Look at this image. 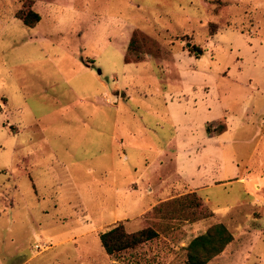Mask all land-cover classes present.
<instances>
[{"label":"rangeland","instance_id":"rangeland-1","mask_svg":"<svg viewBox=\"0 0 264 264\" xmlns=\"http://www.w3.org/2000/svg\"><path fill=\"white\" fill-rule=\"evenodd\" d=\"M34 1L0 0V264H184L215 223L232 240L206 264H264V0H36L27 27ZM133 31L143 59L124 63ZM65 46L108 83L95 115L46 74ZM173 135L222 186L153 204L148 174ZM29 136L24 170L10 161ZM225 167L242 175L210 181ZM117 223L156 236L110 256L99 233Z\"/></svg>","mask_w":264,"mask_h":264},{"label":"crops","instance_id":"crops-1","mask_svg":"<svg viewBox=\"0 0 264 264\" xmlns=\"http://www.w3.org/2000/svg\"><path fill=\"white\" fill-rule=\"evenodd\" d=\"M33 8L36 12H38L36 10V0L33 3ZM38 14L40 15V20H41L42 18L41 14L39 12ZM57 18L58 17H54V20H53L54 24L57 21L56 20ZM33 39L35 40V38ZM60 42L61 41L51 40L49 44L55 45V44H59ZM61 43L66 44V41L61 42ZM36 56L37 55L32 54L33 58H35ZM45 56L47 57L48 60L51 59L50 62L53 63L52 69L50 68L47 71L48 72L52 71V73L53 72L55 73L54 75L55 79L58 82V84L59 83L61 84L62 91H68L69 93L73 94L78 101L83 102L87 105V110L89 112V113L87 112L88 114L92 113L95 115L97 114L100 107L105 108L103 104V97H104L105 90L108 87V83L102 77L101 69H100V73H98L97 71L93 69L91 64L90 65L84 64L82 62L81 56L78 57V56L73 55L68 50V48H66V46L64 48L58 47L56 52L45 54ZM55 57L59 60L57 65L53 62ZM67 57H69L70 59H73V61L66 62ZM45 72H46V69H44L43 73ZM46 74L50 75V72ZM111 74H113V72ZM50 83L52 82L50 81ZM52 85L53 84H48L49 87H52ZM45 92L46 90L44 88H41L38 94L41 95L42 93H45ZM56 101H57L56 103L57 107L64 108L63 102H58V100ZM165 105L166 107L169 106L168 104H165ZM102 114L104 115V113ZM33 136L27 137L26 143H22V144L20 143L19 147H21V149L20 148L18 149L19 158L17 159V163L13 164L14 161L11 160L10 164L12 162V165L16 166L17 168H21L22 166L24 170H27V167H31V164L27 161V158L30 154H32V151H29L28 149L24 150V148L26 147L28 142L32 141V139L33 140L35 139V137ZM180 138H181L180 135H173L170 138V140L166 143V148L160 149V155L158 153L157 155L165 157V158L161 160L160 162L161 165H159L157 169L153 170L150 176L148 174V196L150 195L153 196L154 199L151 202L153 204L164 202L165 200H168L169 198L175 196L176 193L173 190H176L177 192L179 191V189L183 190L182 188H184L187 191L197 192V193H200L201 191H203L206 194L209 189L222 186L221 183L215 184L214 182L212 183L207 182V180L203 178V175L205 176V173L207 171L202 173L199 167L195 163H193V160L195 159V155L198 149L196 150L194 149L191 152L189 148H185L183 138H181L182 142ZM42 140L46 141L44 138ZM174 142L176 144H173ZM167 148H169L170 150H167ZM12 149L14 150V147ZM49 150L52 151L51 149ZM46 154L47 153H44V154L42 153L41 155L43 156ZM12 155H14V153H12ZM12 155L10 156L11 159H12ZM113 156H114V153L112 155V151H111L110 157L113 158ZM185 156L192 157V161H190V165H188L187 168H184L183 165H180L179 157H183L184 159ZM49 160L50 162H48V164L50 165L46 164V168L48 166L50 167V169H52L51 166L54 164L60 165V167H58L59 169L65 168V171L68 168L66 167L67 166L66 163H63V162L60 163V161L57 158L56 159L49 158ZM236 169L234 171L233 168L225 167L223 171H219L220 176L219 175L211 176L210 181H213L215 177H217V181H218V177L227 180L232 175H235V173L238 174L240 172L239 170H236ZM240 173L242 175V170ZM258 179H260L259 181L262 180L261 178H258ZM241 182L242 183L239 182L236 184L238 185V187H240L239 189L244 191L242 196H245V194L246 195L250 194L247 191L249 188V185L251 184L250 181L247 182V180L243 181L241 179ZM180 185H183V187H180ZM223 212H224L223 214H225V212H227V209H224Z\"/></svg>","mask_w":264,"mask_h":264},{"label":"trees","instance_id":"trees-1","mask_svg":"<svg viewBox=\"0 0 264 264\" xmlns=\"http://www.w3.org/2000/svg\"><path fill=\"white\" fill-rule=\"evenodd\" d=\"M19 17L27 27L35 26L40 20V15L32 10H28ZM142 59L141 39L138 33L133 31L123 61L129 63L131 61L138 62ZM155 236L156 232L150 227L135 232H127L123 224L117 223L99 233V241L107 255L116 256L124 250L142 245ZM231 240L232 235L224 224H212L205 232L193 237L186 245L184 264H206L212 257L220 254Z\"/></svg>","mask_w":264,"mask_h":264},{"label":"built area","instance_id":"built-area-1","mask_svg":"<svg viewBox=\"0 0 264 264\" xmlns=\"http://www.w3.org/2000/svg\"><path fill=\"white\" fill-rule=\"evenodd\" d=\"M35 247H36V248H38V247H39V245H38V244H36V245H35Z\"/></svg>","mask_w":264,"mask_h":264},{"label":"water","instance_id":"water-1","mask_svg":"<svg viewBox=\"0 0 264 264\" xmlns=\"http://www.w3.org/2000/svg\"><path fill=\"white\" fill-rule=\"evenodd\" d=\"M98 73H100V70H97Z\"/></svg>","mask_w":264,"mask_h":264}]
</instances>
